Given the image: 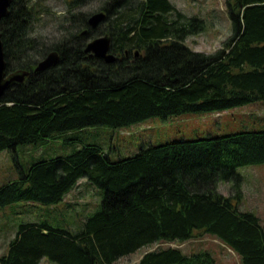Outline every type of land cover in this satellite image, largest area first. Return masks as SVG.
<instances>
[{
    "label": "trees",
    "instance_id": "1",
    "mask_svg": "<svg viewBox=\"0 0 264 264\" xmlns=\"http://www.w3.org/2000/svg\"><path fill=\"white\" fill-rule=\"evenodd\" d=\"M87 2L69 1L61 36L51 42L33 35L41 16L33 0H13L10 15L0 20L7 72L31 71L0 98V150L72 129L123 127L264 99V0H228L232 34L213 53L186 43L203 21L170 0H101L94 12L106 11L107 18L95 29L88 22L94 12L81 10ZM104 34L112 38L115 62L85 52L90 38ZM54 50L60 62L35 72ZM256 163H264V129L149 144L118 160L101 143L84 141L67 155L32 162L18 179L0 185V207L22 200L57 203L82 178L103 189L100 207L78 231L48 219L22 222L0 264H41L44 258L115 264L146 245L204 233L232 248L241 264H264V223L239 206L238 168ZM221 181L233 182L232 195L219 190ZM136 264L218 263L208 250L167 246Z\"/></svg>",
    "mask_w": 264,
    "mask_h": 264
},
{
    "label": "rangeland",
    "instance_id": "2",
    "mask_svg": "<svg viewBox=\"0 0 264 264\" xmlns=\"http://www.w3.org/2000/svg\"><path fill=\"white\" fill-rule=\"evenodd\" d=\"M41 8V16L34 23L33 35L48 42L61 36L58 26L67 14L71 0H33ZM189 18L203 21V29L187 37L193 49L213 53L232 34L228 14V0H170ZM101 0H89L82 6L85 12L98 10ZM43 8V9H42ZM199 27L200 23L195 22ZM92 38H90L91 40ZM88 40V41H90ZM243 129H264V99L221 111H195L168 117L152 116L123 127L93 125L83 129L57 132L38 143L19 144L15 150H0V185L20 177L22 168L42 158L64 156L81 147L84 141L101 143L112 160L137 153L142 146L162 144L174 139H195L221 135ZM243 176V198L240 209L254 211L264 223V163L240 166ZM78 185V186H77ZM77 186V187H76ZM54 204L17 201L0 207V256L8 250L22 222L48 219L52 224L78 231L87 217L100 207L103 189L83 178ZM219 190L232 195L233 182L221 181ZM180 247L184 252L208 250L218 264H241L240 256L218 237L204 233L185 241L160 242L138 249L132 256H124L115 264H133L141 252L160 247ZM42 264H59L48 258Z\"/></svg>",
    "mask_w": 264,
    "mask_h": 264
},
{
    "label": "water",
    "instance_id": "3",
    "mask_svg": "<svg viewBox=\"0 0 264 264\" xmlns=\"http://www.w3.org/2000/svg\"><path fill=\"white\" fill-rule=\"evenodd\" d=\"M13 0H0V20L10 15V6ZM107 18L106 11H97L90 15L88 22L91 28H97ZM87 29L83 34L87 33ZM112 38L109 34L100 35L87 42L85 52L108 63L115 62L117 55L111 49ZM139 52H137L138 54ZM60 54L57 50L51 51L35 67V72H42L57 65L60 62ZM7 61L5 57L4 42L0 32V98L12 85L23 82L30 75V70H17L7 72Z\"/></svg>",
    "mask_w": 264,
    "mask_h": 264
},
{
    "label": "crops",
    "instance_id": "4",
    "mask_svg": "<svg viewBox=\"0 0 264 264\" xmlns=\"http://www.w3.org/2000/svg\"><path fill=\"white\" fill-rule=\"evenodd\" d=\"M82 179H83V178H82ZM82 179H80L79 182H80ZM79 182H78V183H79ZM143 248H144V247H142L140 250H143ZM145 253H146V251H144V253L141 252V254L139 255V257L137 258L136 261L133 262V264L138 263V261L142 258V256H143ZM133 254H135V253H131V254L127 255V256H132ZM121 258H122V257H121ZM121 258H120V259H121ZM45 259H46V258L42 259L41 264H42L43 261H45Z\"/></svg>",
    "mask_w": 264,
    "mask_h": 264
}]
</instances>
